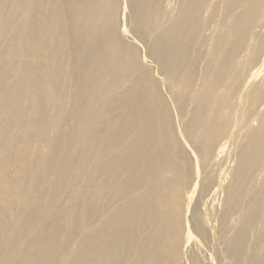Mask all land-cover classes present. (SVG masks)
I'll use <instances>...</instances> for the list:
<instances>
[{
  "label": "bare ground",
  "instance_id": "obj_1",
  "mask_svg": "<svg viewBox=\"0 0 264 264\" xmlns=\"http://www.w3.org/2000/svg\"><path fill=\"white\" fill-rule=\"evenodd\" d=\"M120 1L0 0V264H264V0Z\"/></svg>",
  "mask_w": 264,
  "mask_h": 264
},
{
  "label": "rangeland",
  "instance_id": "obj_2",
  "mask_svg": "<svg viewBox=\"0 0 264 264\" xmlns=\"http://www.w3.org/2000/svg\"><path fill=\"white\" fill-rule=\"evenodd\" d=\"M121 3L123 2V0H121L120 1ZM129 16H130V12H129V10L126 12V13H124V14H122L121 15V17L119 18L120 19V25L124 28H128L129 29V34H130V38H126V41L127 42H130V41H133L135 44H137V48H138V54L140 55V57L142 58V59H144L145 58V60L146 61H144V62H147L148 64H149V62H151L150 64H149V68H144V69H146L145 71H151L152 73H153V75L157 78L158 76H161L160 75V68H158V65H157V63H155V59L154 58H151L150 57V49H151V43H152V41H153V35L152 36H147L146 38H143V39H141L140 37H138V36H136L133 32H132V30H131V25H130V21H129ZM149 37V39H147ZM152 37V38H151ZM152 39V40H151ZM143 40H145V41H143ZM148 41H151V42H148ZM147 42V43H146ZM150 45V46H149ZM149 47V48H148ZM150 59V60H149ZM153 61V62H152ZM157 67V68H156ZM263 74H264V71L262 72ZM261 73V74H262ZM259 75V77L257 78V80H259L262 76H263V74L262 75ZM159 81H160V79H159ZM161 82V81H160ZM162 94L165 96V98H167L166 100H169V103L168 104H170L169 106H170V108L172 109L171 110V113L172 114H174V116H175V118L173 119V122H174V124L175 125H180V124H182L181 123V119L179 118V117H176V116H179V115H177V112H175V109H176V107L173 105V102H172V100H170V98H171V96H170V93L168 92V89L166 88V86L165 85H162ZM172 99V98H171ZM152 104V103H151ZM175 109H174V108ZM152 108L154 109V106L152 105ZM155 110V109H154ZM173 116V115H172ZM173 116V117H174ZM178 118V119H177ZM251 118H253V116H251ZM177 120H179L180 122H179V124H178V121ZM177 123V124H176ZM254 123H255V121H254ZM257 123V122H256ZM255 123V124H256ZM231 146H233L232 145V143L231 142H229L228 143V146H227V148H226V151H225V155L227 154V153H229V152H233L232 150H233V148L231 147ZM230 149V150H229ZM228 150V151H227ZM198 197H199V194L197 193V194H194L193 195V204L195 203V201L198 199ZM200 203V204H199ZM215 203H217V202H215ZM208 204H211V205H213V201L212 202H208ZM198 206V207H197ZM205 208V205H204V201H199L198 203H197V205H196V212H197V214L198 215H201V213H203V209ZM200 209V210H199ZM198 210H199V212H198ZM190 215V217H191V213L189 214ZM203 215V214H202ZM212 237H210V239H211ZM194 242V243H193ZM212 242V244L211 245H213V246H215V247H217V245H216V242L215 241H211ZM213 242H215V243H213ZM195 244H197V246L195 245ZM189 246H188V248H183L182 247V255H183V259L185 260L186 259V262L188 263V259L189 258H191V256H194L195 258H196V261H197V263L198 264H219L218 263V261L216 260V261H214L213 263L211 262V261H209V260H207V257H205L206 255H207V251L205 250V249H203V248H199L198 247V243H196V241L195 240H193V241H191L189 244H188ZM198 247V248H197ZM199 250H201V252H202V254L199 252ZM204 250H205V252H204ZM189 252V253H188ZM186 253V254H185ZM190 253H192V255L190 254ZM188 254V255H187ZM206 254V255H205ZM185 255V256H184ZM204 257V259H203V257ZM186 257V258H185ZM190 260V259H189ZM203 260L205 261V262H203ZM211 262V263H210ZM188 264H192L190 261H189V263ZM225 264V263H224Z\"/></svg>",
  "mask_w": 264,
  "mask_h": 264
}]
</instances>
